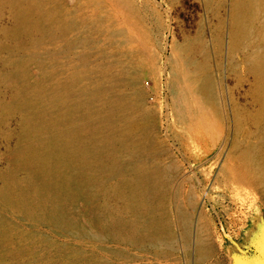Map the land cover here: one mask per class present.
I'll return each mask as SVG.
<instances>
[{
    "label": "rangeland",
    "instance_id": "374dc122",
    "mask_svg": "<svg viewBox=\"0 0 264 264\" xmlns=\"http://www.w3.org/2000/svg\"><path fill=\"white\" fill-rule=\"evenodd\" d=\"M101 1L37 26L0 0V264H236L217 244L264 232V0Z\"/></svg>",
    "mask_w": 264,
    "mask_h": 264
},
{
    "label": "bare ground",
    "instance_id": "6f19581e",
    "mask_svg": "<svg viewBox=\"0 0 264 264\" xmlns=\"http://www.w3.org/2000/svg\"><path fill=\"white\" fill-rule=\"evenodd\" d=\"M43 1H47V0H20V2H21V9H20L21 12L20 13L22 15H25L27 18L30 17L31 20L29 19V21H32L37 26L49 25L53 22H56L59 19V17L62 18L61 16H59V8L55 5V2H58L59 0H51L52 4L54 3V5L53 6L51 5V7L48 11L42 10L41 4L43 3ZM98 1L99 0H86V2H88V3L98 2ZM101 3L108 6L110 9L115 11V13H116V11H119L120 14L124 15L126 18L127 17L129 18V16H130V14L128 12L129 11V5L127 4V2L125 0H102ZM19 8H20V5H19ZM249 9H250L249 8V2L245 1V2H242L240 4L239 12L241 15L244 16L245 14H247L249 12ZM21 14H19L20 17H22ZM25 16H24V18H25ZM63 22L67 23V22H69V20L65 19V20H63ZM235 25L237 27L236 36L238 37V36L243 34L244 28H243V26H241V22L239 23V21H236ZM255 60L257 61V64H258L257 67L259 69H261V71L264 73V61H262V59L259 57L258 53H257ZM185 91H187V92L189 91V92L194 94L197 92V88L193 84H187ZM257 94H258L260 99L264 100V80L261 81L260 84L258 85ZM200 105L201 106L203 105L202 102ZM262 155H263V167H264V151L262 152ZM143 183H146V182H143Z\"/></svg>",
    "mask_w": 264,
    "mask_h": 264
},
{
    "label": "crops",
    "instance_id": "0c3cea01",
    "mask_svg": "<svg viewBox=\"0 0 264 264\" xmlns=\"http://www.w3.org/2000/svg\"><path fill=\"white\" fill-rule=\"evenodd\" d=\"M259 232L251 234L249 231L242 234V238H236L230 241V245L218 243V249L224 251L227 258L233 261L234 258L248 262L257 255V243L263 238V230L258 229ZM250 233V234H249ZM251 239V240H250Z\"/></svg>",
    "mask_w": 264,
    "mask_h": 264
},
{
    "label": "water",
    "instance_id": "95a60500",
    "mask_svg": "<svg viewBox=\"0 0 264 264\" xmlns=\"http://www.w3.org/2000/svg\"><path fill=\"white\" fill-rule=\"evenodd\" d=\"M262 235V240L257 243V255L248 262L238 260L236 264H264V232Z\"/></svg>",
    "mask_w": 264,
    "mask_h": 264
}]
</instances>
